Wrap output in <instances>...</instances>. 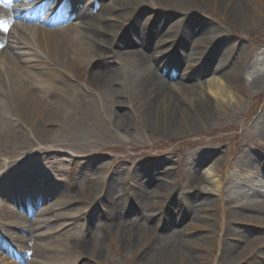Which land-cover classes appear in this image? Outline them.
<instances>
[{"label": "rangeland", "instance_id": "rangeland-1", "mask_svg": "<svg viewBox=\"0 0 264 264\" xmlns=\"http://www.w3.org/2000/svg\"><path fill=\"white\" fill-rule=\"evenodd\" d=\"M101 2L107 4L110 0H101ZM140 2L146 4L132 7V3L128 5L131 9L125 10L131 11L133 17L129 25L130 31H122L117 40L120 42L117 47L122 48L120 51L128 52L120 56L119 61L116 60L121 63L116 69V77L112 79L108 75H95L90 72L89 65L84 63H76L72 73L69 74L75 88L81 89L85 96L94 100L93 104L85 109L86 113L89 110H95L94 118L82 119L81 106L79 113L72 116L74 122H69L68 118L61 126H56V134L50 135L51 139H42L43 135L38 134L40 128L35 129L33 133L23 129V136L29 138L31 143L29 147L38 143L39 150L33 152L34 149L27 145L25 146V148L28 147L27 150L19 149V152L24 151L16 157L6 159L4 154L1 155L0 161L5 159L7 162L10 161L9 164H18L15 167H19L25 158L39 152L43 155L40 162L38 161L41 165L44 163L50 165L49 162L54 158L66 160L68 170L62 178L64 190L53 204L56 201L65 202L67 207L73 208V210L67 209L71 214L84 208L94 216V229L97 226L98 229L94 231L95 237L92 243L83 247V232H79L78 223L76 222L75 227L69 226L63 230L62 234L56 236L59 243L58 249L61 250L57 255L73 258L82 253L81 259H84V262L81 264H139L152 258L166 262L168 253L180 256L176 251L182 250V253L192 259L193 251H190L189 246L183 249L179 246L176 251L171 247L180 245L181 237L177 236H181L185 229L194 226L195 229L187 236L190 238L188 241L197 248L199 260L207 261V264H229V261L232 263L234 261L232 257L242 249L250 247L253 239L264 237L262 225L239 221L235 217L229 220L225 213V208L229 205L228 198L236 197L239 203L252 204L258 202L261 195H264V184L258 181H264V85L259 92L249 85L250 79L264 73V1L257 16L252 18L248 30L236 26L232 21H225L211 11L204 10V3H196L193 0L186 1V11L179 10L177 5L173 7L163 0H156L157 3H152L153 1L150 0H140ZM117 5H119L118 1ZM117 9L120 12L123 6ZM150 9L169 13L168 24L176 23L174 13L181 14V12H188L198 23L203 20L211 21L209 25L202 22L201 30L204 31L202 35L205 39L215 40L210 42L214 46L212 56L207 51L210 43L207 46L201 45L200 49L205 51L193 67L174 79L163 74L162 69L161 71L155 69V73L170 84L179 81L185 87L194 85L195 88L198 87L203 91L202 105H205L210 112L204 124L195 121L188 122V127L182 125L178 129H172L169 126L154 129L151 126H142V119H138L137 116L141 111L137 110L140 113H134L132 106L134 98H130L129 104L124 106L118 103L113 107L109 105L112 100L108 99L107 89L109 86L118 87L126 83L130 64L149 78L152 77L148 65L140 62L136 53L133 52L138 48L137 43L131 44L134 39L133 34L137 33L141 34L138 40L146 43L143 46L149 47V37L146 40L144 33L147 25L151 23H149L151 18L148 15ZM110 12L106 10L103 14L107 16ZM189 15L188 20H192ZM100 16L88 22L89 25L96 26L97 22L118 24L116 19L111 18L107 21V18L102 20ZM27 23L21 21L19 25ZM63 25L61 23L59 26ZM164 27L165 25L162 31ZM220 28L226 32L221 31ZM168 30L171 29L168 27ZM17 32L16 30L15 35ZM197 35L199 34L195 33L193 37ZM158 36L151 42L154 44L150 46V54L156 51L159 57V55H166L169 49L164 43L158 44ZM20 38L23 41L28 40H24L23 36ZM201 39L198 41L201 42ZM181 44L182 52L178 51L177 55L187 68L190 63V58L187 57L189 49L186 47L187 44L183 46L185 42ZM191 47H194L193 43ZM205 57L207 59L204 63ZM105 58L108 57L101 54L96 47L93 63ZM103 61L113 63L110 58ZM155 66L158 67V65ZM228 68L238 74L235 81L236 90L237 95L242 98L238 104L230 97L220 99L208 87L211 80H214L213 83H218L217 77H221L222 72H226ZM96 69L98 65L93 66V70ZM135 81L136 84H141L139 78ZM147 85L148 83L142 84L146 87ZM142 97L144 96L140 99ZM77 98L74 99L76 104L79 102ZM219 102L226 105L225 110H219ZM232 105L235 108L234 106L231 108ZM109 113L127 117L129 121L127 133L122 132V124L118 121L107 120ZM17 118H19L18 115L12 116V124L16 126V129H22L21 125H17ZM249 157L251 160L248 159ZM216 163L219 164L224 179L221 196L215 190L217 183L209 181ZM255 172L258 173V180H256ZM103 179L104 182L101 183ZM157 183H164L165 189L161 186L158 188ZM137 187L143 188L145 196H136ZM110 191L114 192V195L109 193ZM154 193L157 195L161 193L163 197L154 196ZM166 193H172L171 206L170 203H166ZM97 198L102 199L97 200ZM211 200L217 205L214 208V214L218 216L213 218L214 227L218 233L213 245L214 254L206 257L208 250L204 237L209 230L203 223L205 214L197 213V211H200L203 205L208 206ZM111 202L119 204L116 207L113 204L109 206ZM129 206L130 208L127 209ZM168 209L169 211L166 212ZM113 212H119L121 216L112 223L108 218ZM252 213L255 214L254 210ZM229 227L237 229L236 236L227 235ZM121 231L122 234H120ZM201 237L204 243L200 241ZM182 240L186 241L187 238ZM10 241L15 243V245L10 243L12 246L18 248L17 245L20 242ZM226 241L233 242L232 247H235L224 248ZM28 246L31 247L29 244L26 245V251H29ZM1 252L0 264H27L19 262V259L17 262L14 259L10 260L6 258L5 253L1 254ZM30 255L31 253H27L26 257ZM245 264L264 263L251 259Z\"/></svg>", "mask_w": 264, "mask_h": 264}, {"label": "bare ground", "instance_id": "bare-ground-1", "mask_svg": "<svg viewBox=\"0 0 264 264\" xmlns=\"http://www.w3.org/2000/svg\"><path fill=\"white\" fill-rule=\"evenodd\" d=\"M40 1L43 0H36L35 6L29 8V10L25 9V7L20 8L22 4H19L17 8H14L13 3L11 5V9L14 10L13 14L20 15L23 22L37 21V24L27 23L19 25L18 22L14 23L10 11L4 17V23H0V157L5 154L6 159L16 157L24 150H27L31 144L29 138L23 136V129H27V131L33 133L35 129L40 128L38 134L43 135L42 139H51L50 135L54 136L56 134V126H61L68 118L70 119L69 122H74L72 116L79 113V107L81 106L82 110L80 113H82V119L94 118L95 110L85 112L86 107L91 106L94 100L89 96H85L81 89L75 88L69 74L72 73V68H74L76 63H84L89 65L91 73L95 75L102 74L101 76L108 75L114 79L117 75L116 69L121 64L117 62L120 60L119 57L128 52L120 51L122 48L117 47V44L120 43L117 40L121 32L128 29L129 22L133 17L130 10V12L125 10L131 9L128 5H132V3V7L141 6L140 4L144 6L146 4L141 3L140 0H110L107 5H103L99 0H44L45 3L41 6ZM117 1L121 6L117 5ZM150 1L157 3L156 0ZM163 1L173 7L177 5L176 7L179 10H187L185 3L188 0ZM193 1L204 3V10L211 11L212 14L218 15L225 21H232L236 26L248 30L252 18L257 16V12L264 0ZM36 4H39L38 7ZM122 6L123 9H121ZM0 7H3V5H0ZM61 8H65L63 20L66 23L61 27H57L56 24L62 17L56 14ZM117 8H120L121 11L119 12ZM106 10L111 11L107 16L103 14ZM99 15H101L102 20L106 18L107 21H110L111 18L116 19L118 24L112 25L108 22H97L96 26H90L87 23L88 21H93ZM148 15L154 19L153 25L151 24L150 27H146L147 32L145 31L144 33L145 39L147 40L149 36L157 37L159 35V42L166 43L168 37L171 35L163 31L160 32L162 25L158 26V24L160 20L164 19L165 21L168 19V13L160 12L158 9H150ZM174 15L177 19L175 21L178 23L183 19V23L176 31L185 37L186 40H190L193 33H201V35L191 40L194 47L189 51V55H187L191 62L187 68L181 67L182 73L180 75H182L187 73L189 71L188 68H191L193 63L201 56L200 41L198 39L202 37V43H209V39H205L204 35H202L204 31L201 30V23L206 22L209 25L211 21L203 20L198 23L188 12H181V14L174 13ZM188 15L192 20H188ZM7 23L13 25L11 31L8 30ZM16 30L19 36H23L24 40H28L15 39L14 37L17 34L15 35L14 31ZM220 30L226 32L223 28H220ZM134 42L137 43L138 48L133 50V52L136 53V57L140 62H145L148 65L152 77L149 78L133 64H130L126 76L127 80H125L126 83L118 87L109 86L107 89L108 99L111 98L112 100L109 105L113 107L118 103L124 106V104H129L130 98H134L132 105L135 110L134 113H140L138 111H141L137 116L138 119H142V126L144 127L151 126L154 129H159L169 126L172 129H178L182 125L188 127V122L194 123L198 121L204 124L210 112L207 111L208 108L206 109L205 105H202L203 91L199 90L198 87V89L195 88L196 86L194 85L185 87L179 81L172 84L166 82L155 73V68L150 63V48L144 47L145 42L141 43L137 39ZM172 45L176 47V50L178 48L180 53L182 52L179 46L174 43ZM96 47L99 48L101 54L106 55L113 63L111 61L104 62L103 60L100 62L97 60L93 63ZM87 49L91 51L88 52ZM173 56L171 54L170 59ZM153 57H157L156 52L153 54ZM95 65H98V69L93 70V66ZM222 73L221 77H217L218 83H213L214 80L210 81L208 84L209 89L219 96L220 99L230 97L236 104L240 103L242 98L237 95V83L235 82L238 74L230 68ZM137 78H139L141 84H136L135 80ZM112 79L111 81H114ZM108 82H110V79H108ZM144 83H148L147 87L142 86ZM249 85L252 89L258 92L261 91L264 85V73L250 79ZM141 96L144 97L140 99ZM75 97L79 98L77 104L74 101ZM188 108L192 109V111ZM218 108L219 110H225L226 105L219 102ZM84 112L86 115H84ZM14 115L19 116L17 118V125H21L22 129H16V126H13L12 116ZM107 120L110 122L118 121L122 124V132H128L129 121L127 117L109 113ZM33 142L36 143V141ZM27 145L28 147L25 148ZM38 145L36 143L31 146L34 149L33 152L39 150L37 149ZM19 149L24 150L19 152ZM42 158V153H32L19 164L16 170H13L12 167L18 164H9L10 161L7 162L5 159H1L0 170L5 167H9V169L3 171L2 174L0 173V195L2 196V200H0V224L5 229L7 227H15L19 233L5 230L7 238L25 245L30 243L34 247L36 257L31 262L28 261L29 263L27 262V264H81L84 262V259H81L82 253L73 258L57 255L61 250L58 249L59 243L56 236L62 234L63 230H66L71 225L75 227L77 222V227H80L78 230L83 232V247L92 243L95 237L94 231L98 229V226L94 229V221L91 219L94 216L92 214L85 215L84 208L71 214L67 209L73 210V208H66V205L63 203L58 205L49 204V195L42 196L39 203L37 201L40 200L35 201L34 209H30L29 212L26 211V214H20L18 210L11 206L13 205L11 203L20 205L16 193H13L16 188L33 185L37 187L43 186L50 190H61L60 188H63L58 179L62 178L68 170L67 163L64 161L65 159L61 158L59 160L54 158L49 162L50 165L48 163L41 165L39 162ZM38 169L40 170L38 171ZM34 172H37L35 175H40V177H36L39 179L32 176ZM212 172L213 175L209 177V181L210 183H217L215 190L221 196V192L224 189V179L218 163L214 165ZM255 177L258 180V173L256 172ZM93 179L98 180L100 178ZM258 181L264 184V181ZM102 182H104V179L101 180ZM108 188L110 189V187ZM205 188L207 189V186ZM142 190L141 188L135 189L137 197L144 195ZM27 192L32 193L33 190ZM52 192L55 193V191ZM109 193L114 195L112 191ZM227 201L229 205L228 208H225V213L230 218L229 220L235 217L239 221L256 223L264 227V195H261V199L258 202L252 204L246 202L239 203L236 197L228 198ZM37 204H40L41 207ZM112 204L115 207L117 206V202H111L109 206H112ZM59 206L61 208H58ZM216 206L214 201L211 200L208 206L203 205L200 208L201 210L197 211V213L205 214L203 215L204 218L202 217L205 219L203 223L209 230V233L204 237V242L206 243L207 241V245L205 246L208 250L206 257L213 256L212 254L215 251L213 245L218 230L214 227L215 220L213 217L218 216V214H214ZM59 210L60 212H57ZM64 210L66 211L64 212ZM252 210H254L255 214L252 213ZM81 211L83 215L76 216ZM118 215V213L114 212L111 214L112 223L118 219ZM193 227L185 229V232L181 236H177L181 237L180 245L171 247V249L176 251V248L179 246L181 249L189 246L190 251H193L192 259L180 250V252L176 251L180 256L168 253L166 262L152 258L144 260L139 264H207V261L202 262L199 260L200 256L196 251L197 248H195L191 241H188L190 238L187 234L195 229ZM120 234H122V231ZM227 235L236 236L237 229L229 227ZM183 238H187V240L183 241ZM202 239L201 237L200 241L203 242ZM232 243L226 241L224 248L232 249L235 247H232ZM1 244H3V241L0 240ZM232 258V261H234L232 263L229 261V264L237 262L245 264V262L247 263L251 259L255 261L260 260V262L264 263V237L253 239L250 247L242 249L241 252Z\"/></svg>", "mask_w": 264, "mask_h": 264}, {"label": "snow or ice", "instance_id": "snow-or-ice-1", "mask_svg": "<svg viewBox=\"0 0 264 264\" xmlns=\"http://www.w3.org/2000/svg\"><path fill=\"white\" fill-rule=\"evenodd\" d=\"M0 23H4V22L0 21Z\"/></svg>", "mask_w": 264, "mask_h": 264}]
</instances>
